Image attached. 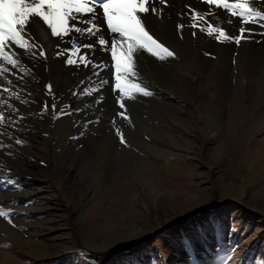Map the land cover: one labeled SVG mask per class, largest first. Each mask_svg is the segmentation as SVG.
I'll use <instances>...</instances> for the list:
<instances>
[{
	"label": "rangeland",
	"instance_id": "obj_1",
	"mask_svg": "<svg viewBox=\"0 0 264 264\" xmlns=\"http://www.w3.org/2000/svg\"><path fill=\"white\" fill-rule=\"evenodd\" d=\"M203 41L208 42L207 47H200L198 41L175 42L176 46L170 47L162 43L174 55L164 56L161 61L158 57L157 64L164 71L179 63L187 70L189 56L217 59L218 42L200 43ZM186 45L189 48L185 50ZM95 59L98 60L96 56ZM194 64L201 66L204 60ZM81 68L80 76L85 77L88 68ZM0 69V74L8 72L2 68L1 59ZM136 69L134 82L147 87L152 95L125 94L122 102L127 118L116 115L121 111L116 103L119 93L111 90L110 68L104 69L111 78L105 77L109 83L103 88L96 87L99 78L72 82L81 89L79 97L87 93L81 85L91 90L85 109L93 108L86 114L85 109L80 114L73 111L79 123L87 118L99 120L89 124L95 131H83L82 136L78 135L82 131L70 130L69 146L63 152L57 143L61 134L48 150L35 144L36 138L41 139L37 132L32 139H21L15 133L11 140L6 133L0 134V145H5L0 152V211L5 212L0 217V264H161V259L168 264L264 261V71L249 77L254 90L248 89L243 73L234 77V87L222 99L227 115L213 125L205 122L202 101L204 97L209 101L218 99L219 83L201 80L195 84L181 77L180 86L189 85L185 89L189 92L183 95L142 75L144 70L137 65ZM8 85L15 86L10 80ZM70 91L69 86L65 94ZM17 95L5 92L3 101L7 103L0 104V114H11L8 101L19 99ZM77 107L78 104L72 109ZM116 129L126 143H121ZM218 129L221 133L216 138ZM111 135L124 150L105 163L99 154L109 146ZM87 137L90 145L83 148ZM16 140H21L20 145ZM30 159L38 164L32 171L24 167ZM13 160L16 170L13 177L6 178V167ZM152 178L161 184L163 193L149 190L147 180ZM214 212L217 213L212 215ZM229 248L235 251L225 259Z\"/></svg>",
	"mask_w": 264,
	"mask_h": 264
},
{
	"label": "bare ground",
	"instance_id": "obj_2",
	"mask_svg": "<svg viewBox=\"0 0 264 264\" xmlns=\"http://www.w3.org/2000/svg\"><path fill=\"white\" fill-rule=\"evenodd\" d=\"M248 2L250 6H252L258 11L264 9V5L260 4L259 0H256V2H254V0H248ZM187 5H191L195 9V14L181 16V13L188 12V8L186 7ZM155 6L158 9L157 14H152L151 12L143 14L142 20L146 22V28L154 34L155 38H158V42L167 43L169 47L171 45L176 46L175 42H185L184 44H186L188 41H198L200 47H207L208 42L203 41V43L201 44V40H215V34H209L210 27L206 26V23L204 22L205 16H207V22H210V24L215 26L217 29L222 28L229 35L238 34L237 29L239 26V22L235 18H232L230 14L226 11L218 10L215 6H213L212 14H207L208 6L202 4L201 0H167V6L160 4L159 0H156ZM230 20L231 22H229ZM178 23L183 25V27L179 30L176 27ZM193 24L200 25L199 28L195 29V35H193ZM245 26H251L255 28L256 32L264 31V28H257L256 24L252 22H246ZM27 39L28 44L26 45L25 50H14L15 55L13 56V58L17 59L20 62L17 68L13 69L12 66L7 64V61L0 58L2 68L8 71L4 74H0V96L2 97V99H0L3 101V95L5 94V92L6 95H19V99H13L8 101L11 106L9 105V107H7V110H9L11 114L8 116L6 114L0 115V121L7 120L8 122L6 125H0V134L6 133L7 138L11 139V137H13L12 134L18 133L20 137L24 136V138L30 137V139H32V137L34 138V136H36L33 133L37 132L36 134L41 135V139L36 138L35 144L38 145L39 148L45 150H48V145L51 142H54V140L58 137V134H61L57 143H59L58 150H61L63 152V149L69 146V144H67L69 141L67 142V140L70 139V136L68 137L70 130H76L77 132L84 131L87 133L95 131L96 128H94V125H89L88 127L90 130H85L83 127V123H79L78 119L76 118L77 116L75 117L74 113L72 115L66 114L54 119L50 107L46 113L40 115L39 113L40 109L43 106V103L45 101H47L49 105L52 103V98L50 96L45 95V84H51L52 91L55 92L59 97V100L57 101V110H59V108L63 106L65 108V111L66 109L69 111V103L72 105V108H74L78 104V107L84 110L86 106V101L88 99V96L90 97L91 91L87 92L85 96L79 97V93H77L76 96H73L72 91L74 89H77L78 86L77 83L75 84L72 82H75L76 79L81 82L83 81V79H85V77L88 78L87 81L92 80L94 78H99L100 80L105 79V77L111 78L109 75L110 73L105 72L103 70L102 72H100L99 76H93L92 69L91 67H89L87 70L88 72L86 71L87 73L84 74L85 77H81L80 74L81 72H83L81 70V67L83 64H81L80 67H76L75 65H66L64 63L65 57H57L55 55V53L58 51L56 46L58 43H60V41L58 38L53 37L51 35L50 30H48L39 19H31V25ZM81 40L82 38L78 39L77 42H81ZM82 42L88 41L83 40ZM184 47L185 50L189 48L188 45ZM27 48H31V52L27 51ZM215 50L219 53V57H217V59H202L201 56V60H204V64L201 66L194 64L195 62L201 61L196 55L193 57L189 56V62L187 59L186 60L189 64H191L189 65V69L187 68V70L180 68L179 63V65H172L171 67H168L166 71H164L163 69H161V64H157L158 57H154L143 50L138 53L136 65L139 66L140 69L142 68L140 71L144 70L142 75H148L151 79H153L155 83H157L159 80L158 83L161 86H165L166 89L168 88L171 92L175 91L176 93H183V95L189 92V89L185 90L189 87V85L185 88H182V86H180L181 77H184L195 84H197L198 81L201 80H203V82L205 83H219L218 89L221 92L218 95V99L214 101H209L207 98L204 97L202 101V109L205 111V122H208L209 124L213 125H218V122L221 121L227 115L226 103H224L222 99L225 94L228 91L230 92L231 89L234 87L233 80L238 73L244 74L249 90L255 89L254 85L250 83L248 79L251 76L259 75L261 73V70L264 71V36L255 35L250 39H244L242 45H240V43L239 45H235V41H221L220 44L218 42L217 46L215 47ZM40 51L44 52L43 57L39 56ZM33 52L36 53L35 56L32 55ZM107 55V53L101 52L99 50V46L97 47L95 56L98 60L101 57L102 60H104L105 62H109V58ZM240 57H242L241 62L239 60ZM213 60H215V62ZM151 62L156 63L157 65H159L160 68L157 65V67L149 65ZM205 67L206 70H203L202 68ZM78 68L81 69L78 70ZM136 71L138 70L136 69ZM100 76L102 77V79L100 78ZM9 80L14 83L15 86L10 87L8 85ZM84 83H86V81ZM69 86L71 87V91L69 92V94H65V89H67ZM82 86H84L85 89H89L87 86H85V84L81 85V87ZM196 91L197 90H195L194 92ZM109 98L110 97H108L107 99ZM4 101H6L7 103V100ZM108 102H110V100H108ZM87 109H89V107H86V109L84 110V114L87 113ZM1 110L3 112V109ZM169 110L167 111L170 112ZM9 117H11V119ZM88 119L89 118H87L86 120ZM220 133L221 130L218 129L215 133V137L218 138V135ZM73 134H75V132ZM90 142L91 141L89 137H87L86 141L84 140V142L82 143V147L87 148L88 145H90ZM210 142L207 143L210 144ZM25 143L27 144L28 142ZM107 143H109V146H107L106 149L104 148V151H102L100 154L98 153L100 157L102 156L105 163L113 161L116 158L115 156H117L118 153H123L122 151L124 150L123 148H120V142L113 135H111V139ZM26 144L23 145L26 146ZM27 145L31 144L28 143ZM28 147L29 146H27V148ZM96 148H93L92 150L94 151ZM1 151L3 150H1L0 147V152ZM33 153L34 155H36L35 159L38 160V153H36L35 151ZM18 154L20 155V153ZM88 154L90 155V151L88 152ZM89 155L87 156L89 157ZM18 158L19 157H17V159ZM21 159H24V157L22 156ZM36 160L30 159L27 164L24 165V167H26L25 169L28 171H32L33 166H38ZM14 161L16 160H13L9 168L6 167V169H9L6 170V173L4 174L7 176L6 178H11L10 176H12V174L16 170L15 168H13L15 166ZM36 178L38 177H33L31 179ZM147 185L150 186L149 190L152 192L163 193L162 191H164L160 186L161 184L159 185L156 179L152 178V180H147Z\"/></svg>",
	"mask_w": 264,
	"mask_h": 264
},
{
	"label": "snow or ice",
	"instance_id": "obj_3",
	"mask_svg": "<svg viewBox=\"0 0 264 264\" xmlns=\"http://www.w3.org/2000/svg\"><path fill=\"white\" fill-rule=\"evenodd\" d=\"M159 3L167 6V0H159ZM201 3L208 6L207 14H212L213 6H215L220 11H226L239 22L238 34L229 35L224 29H217L207 22V16H205L204 22L210 27L209 34H215L214 38L217 42L235 41L239 45L242 38L264 36V31L256 32L255 28L245 26L246 22H252L257 28H264V9L256 10L250 6L248 0H201ZM259 3L264 5V0H259ZM155 4L156 0H0V58L7 61L13 69L17 68L20 62L13 58L15 51L26 49L31 19H39L50 30L51 35L59 39L60 43L56 46L58 51L55 55L65 57L66 65L80 67L83 64L86 69L91 67L93 76H99L104 69L110 68L113 73L111 90L113 93L117 91L119 93L116 96V103L121 111L116 115L127 118V109L122 102L125 94L130 97L133 93L152 95L146 87L134 82L138 75L135 70L138 53L143 50L161 59L164 56L174 55L168 47L158 42V38H155L154 34L146 28V22L142 20L143 14L149 12L157 14L158 9ZM186 7L188 12L181 13V16L195 14V9L191 5ZM176 27L179 30L183 25L178 23ZM199 27V24H193V35H195V29ZM81 38V42H77ZM83 40L88 42H82ZM98 46L101 52L108 54L109 62L95 59ZM27 51L31 52V48H27ZM32 55L35 56L36 53L33 52ZM39 56L43 57L44 52L40 51ZM108 83V79L105 78L99 80L96 87L103 88ZM45 89V95L52 98V103L49 105L45 101L40 109V115L46 113L49 107L54 119L66 114L72 115L73 111L77 114L82 111L79 107L72 109L70 103L69 111L66 112L63 106L57 110L58 95L52 91L51 84H45ZM79 91L74 89L72 95L76 96ZM100 99L96 100L97 104L100 103ZM0 103L3 101L0 100ZM98 120L99 117L85 120L84 129L86 130L89 124ZM113 124H115V117H113ZM83 134L82 131L78 135ZM116 134L120 137L121 143H126L119 129H116ZM16 143L20 144L21 140H16ZM3 216L5 212L0 211V217ZM189 243L194 247L191 240ZM234 251L235 249L229 248L225 259ZM124 264H131V262H124ZM161 264H168V262L161 259ZM221 264H224V261H221ZM260 264H264V261Z\"/></svg>",
	"mask_w": 264,
	"mask_h": 264
},
{
	"label": "trees",
	"instance_id": "obj_4",
	"mask_svg": "<svg viewBox=\"0 0 264 264\" xmlns=\"http://www.w3.org/2000/svg\"><path fill=\"white\" fill-rule=\"evenodd\" d=\"M216 213H217V212H214L212 215H215ZM202 223H203V222H202ZM202 223H201V224H202Z\"/></svg>",
	"mask_w": 264,
	"mask_h": 264
}]
</instances>
